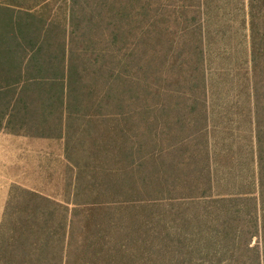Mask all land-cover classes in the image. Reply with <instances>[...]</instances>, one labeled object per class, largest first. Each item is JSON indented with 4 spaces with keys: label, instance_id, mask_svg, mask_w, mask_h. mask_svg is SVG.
Segmentation results:
<instances>
[{
    "label": "trees",
    "instance_id": "trees-1",
    "mask_svg": "<svg viewBox=\"0 0 264 264\" xmlns=\"http://www.w3.org/2000/svg\"><path fill=\"white\" fill-rule=\"evenodd\" d=\"M0 131L67 170L0 264H264V0H0Z\"/></svg>",
    "mask_w": 264,
    "mask_h": 264
},
{
    "label": "rangeland",
    "instance_id": "rangeland-1",
    "mask_svg": "<svg viewBox=\"0 0 264 264\" xmlns=\"http://www.w3.org/2000/svg\"><path fill=\"white\" fill-rule=\"evenodd\" d=\"M65 159L62 144L0 131V220L13 185L61 199Z\"/></svg>",
    "mask_w": 264,
    "mask_h": 264
},
{
    "label": "crops",
    "instance_id": "crops-1",
    "mask_svg": "<svg viewBox=\"0 0 264 264\" xmlns=\"http://www.w3.org/2000/svg\"><path fill=\"white\" fill-rule=\"evenodd\" d=\"M2 132V131H1ZM5 133V132H4ZM7 134V133H6ZM13 136V135H12ZM20 137H24V136H20ZM30 138V137H29Z\"/></svg>",
    "mask_w": 264,
    "mask_h": 264
}]
</instances>
